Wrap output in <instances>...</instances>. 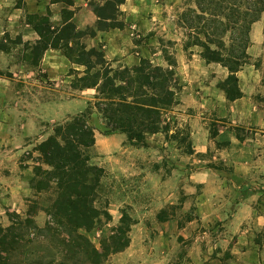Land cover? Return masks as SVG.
<instances>
[{
	"label": "crops",
	"instance_id": "1",
	"mask_svg": "<svg viewBox=\"0 0 264 264\" xmlns=\"http://www.w3.org/2000/svg\"><path fill=\"white\" fill-rule=\"evenodd\" d=\"M174 1L179 0H126L121 5L123 27L99 30L83 41L88 48L101 47L112 64L132 66L142 58H149L166 66L168 62L157 46L159 36L155 30L164 3ZM65 6L74 10L72 19L78 28L96 24L98 16L89 0H72L69 5L64 0H0V32L35 43L39 34L28 21V15L50 13L52 24L60 26L64 24ZM135 28L146 37L143 43L134 39ZM175 39L176 71L182 89L179 103L169 112L187 116L193 148L190 153L215 151L211 160L214 162L193 168L186 188L189 194L194 193L197 183L205 181L199 219L208 228V234L218 236L205 244L209 255L203 258L193 247L182 264H264V14L252 24L247 49L249 61L237 72L243 95L234 100L219 86L228 77L229 69L217 62H207L197 45L186 49L178 42L182 38ZM153 48L157 51L153 52ZM23 62L29 77L37 71L44 82L61 81L69 87L61 99L51 98L40 104L42 120L57 121L83 112L96 92L95 88L72 87L73 79L84 73L85 66L72 63L61 49H47L39 66H32L27 60ZM23 65L18 63L11 48L0 49V69L12 73L0 75L2 99L18 97L16 81H24ZM15 67H19V73ZM4 111V117H0V222L6 219L4 207H26L34 173L32 166L22 159L27 149L24 140L39 131L36 116H26L18 107ZM208 114L213 116L212 120ZM20 123L23 131L18 130ZM211 124L216 129L211 130ZM123 134L96 136L99 165L112 171L128 167L116 155L110 156L126 141ZM176 180L174 174L170 182ZM192 223L194 220L188 221V226ZM169 226L178 227V220L164 219L154 243L142 241L139 233L142 228H134L129 246L113 254L107 264H169L167 246L173 235L168 232Z\"/></svg>",
	"mask_w": 264,
	"mask_h": 264
},
{
	"label": "trees",
	"instance_id": "2",
	"mask_svg": "<svg viewBox=\"0 0 264 264\" xmlns=\"http://www.w3.org/2000/svg\"><path fill=\"white\" fill-rule=\"evenodd\" d=\"M125 2L92 0L98 19L84 29L77 27L72 19L74 10L68 6L62 10L64 24L60 26L52 24L50 13L29 14L28 21L39 38L32 44L17 38L32 66L40 65L49 48L61 49L72 63L84 65V73L77 74L71 85L81 90L95 88L96 94L83 112L56 124L54 132L37 144L39 164L32 187L38 195L49 193L47 204L41 205L49 217L40 226L32 206L24 216L13 214L9 225L0 224V264H105L130 244L135 222L127 214L100 247L82 232L94 228L100 216L107 214L96 203L105 169L91 162L89 149L96 145L91 116L95 111L102 116L105 135L122 132L128 143L147 146L148 134L169 130V123L163 124L165 116L179 103L182 85L176 58L166 48V66L142 58L132 66L114 67L101 47H87L84 37L124 26L121 5ZM263 14L264 0H194V5L182 12L181 19L189 30L186 48L199 45L203 59L229 69L219 86L231 100L243 95L237 72L249 61L251 27ZM0 49L10 47L2 42ZM171 136L179 141L190 138L189 133L181 138L178 132ZM192 151L189 141L187 152Z\"/></svg>",
	"mask_w": 264,
	"mask_h": 264
},
{
	"label": "rangeland",
	"instance_id": "3",
	"mask_svg": "<svg viewBox=\"0 0 264 264\" xmlns=\"http://www.w3.org/2000/svg\"><path fill=\"white\" fill-rule=\"evenodd\" d=\"M90 2L92 0H89ZM18 5H22L18 1ZM194 5V0H179L169 4L164 3V8L160 12V17L156 23L155 33L159 36L158 48L163 52L167 51L175 57L176 39L186 48L188 41L189 30L184 26L181 19L182 12L188 7ZM134 39L137 42L143 43L146 37L142 31L134 29ZM5 37L7 38L5 40ZM5 43L16 54L17 61L24 64L26 52L23 43H19L18 39L11 38L8 34L0 32V43ZM200 50L202 49L197 45ZM188 49V48H186ZM157 51L153 48V52ZM164 54V52H163ZM26 62V61H25ZM168 62V61H167ZM123 63L113 64L114 67L121 66ZM22 66V80H17L16 83L22 84L16 89L18 92L13 97H6L2 99L0 95V117H4V108L18 107L24 111L26 116L34 115L39 120L37 121L39 131L29 137H26L24 142L26 144V151L22 157L29 165L32 166L35 176V166L39 164V153L35 150L38 143L46 139L54 132L56 124L65 122L71 119L74 115H69L67 118L57 121L42 120V107L40 104L48 99H61L62 95H66L69 87L61 81L58 82H44L39 78L38 72L31 73V77L26 75L28 73L27 66ZM15 72L19 73V67H15ZM7 69H0V75H11ZM19 79V74L16 75ZM95 93L91 95L90 101L95 100ZM13 95V94H12ZM97 113L98 115L94 114ZM90 122L95 126L96 136L102 137L105 135V125L102 116L95 111ZM79 114V113H78ZM98 116V117H97ZM212 120L213 116L208 114ZM166 124L169 125L168 131L157 132L156 135H147V146L137 147L126 141L122 147L112 155H116L120 160L127 162L128 167L122 171H112L104 168L105 171L100 178V188L98 191L97 205L107 211L103 213L97 221L94 228L87 231L82 229L97 246L100 247L102 241L113 233V229L120 223L123 214L131 216L134 220L130 231L132 238V230L138 227L142 228L139 231L140 237L144 242H155L160 232L161 222L167 219H177L178 227L173 228L169 226L170 241L167 246L169 264H182L189 258V253L194 250L201 253L203 258L209 255L205 244L215 238L216 235L208 234L207 227L199 219L200 217V198H204L205 181L197 183L194 193L189 194L186 188L187 177L193 168L202 167L207 163H212L215 151L197 154L187 152L190 138L183 140L181 137L190 133L187 116L174 114L168 112L165 116ZM214 124H211V126ZM216 129L212 126L211 130ZM18 130L23 131L22 123L18 125ZM178 132L181 142L171 136L172 133ZM184 132V133H183ZM45 134V136H43ZM125 136V134H123ZM43 136V137H42ZM107 144V143H106ZM91 155V162L98 164V151L96 145L89 149ZM99 165V164H98ZM46 166V165H44ZM101 166V165H100ZM103 167V166H102ZM176 174V183L170 182L171 177ZM33 176V178H34ZM153 177V178H152ZM202 175L201 179H204ZM155 178V179H154ZM178 182V184H177ZM32 187V180H31ZM49 193L43 192L36 194L32 187L31 195L26 198L25 209H12L4 207L3 212L6 219L1 221L2 225L10 224V217L18 213L22 216L33 209L34 219L40 226L45 225L48 220V215L45 210L41 209V205L47 204ZM37 201V204H35ZM164 205V207H162ZM162 207V208H161ZM35 213V214H34ZM194 220V223L188 226V221ZM113 255L106 261L107 264L111 262Z\"/></svg>",
	"mask_w": 264,
	"mask_h": 264
}]
</instances>
